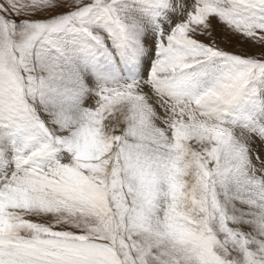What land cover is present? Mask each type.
<instances>
[{
	"label": "snow or ice",
	"instance_id": "snow-or-ice-1",
	"mask_svg": "<svg viewBox=\"0 0 264 264\" xmlns=\"http://www.w3.org/2000/svg\"><path fill=\"white\" fill-rule=\"evenodd\" d=\"M0 264H264V0H0Z\"/></svg>",
	"mask_w": 264,
	"mask_h": 264
}]
</instances>
